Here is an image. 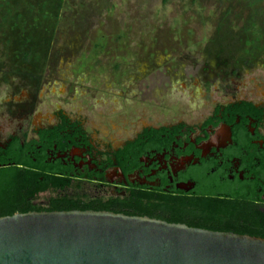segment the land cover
Masks as SVG:
<instances>
[{
  "label": "rangeland",
  "instance_id": "rangeland-1",
  "mask_svg": "<svg viewBox=\"0 0 264 264\" xmlns=\"http://www.w3.org/2000/svg\"><path fill=\"white\" fill-rule=\"evenodd\" d=\"M45 1L0 0V143L63 112L95 143L117 144L142 126L195 125L217 104L264 94V0ZM26 51L41 58L24 62ZM59 196L127 193L74 181L31 204Z\"/></svg>",
  "mask_w": 264,
  "mask_h": 264
},
{
  "label": "flooded vegetation",
  "instance_id": "flooded-vegetation-1",
  "mask_svg": "<svg viewBox=\"0 0 264 264\" xmlns=\"http://www.w3.org/2000/svg\"><path fill=\"white\" fill-rule=\"evenodd\" d=\"M62 116L71 126L66 132H54ZM56 119L31 133L18 130L0 143V149L15 137L21 143L40 141L31 156L45 165L60 164L76 181L114 185L125 192L133 188L162 196H192L198 183L212 180L222 193H227L226 186L241 188L264 206V94L258 100L239 98L217 104L195 125L142 126L132 138L104 146L94 142L80 121L63 112ZM162 128L168 130L160 136L151 132ZM128 143L135 145L127 155L125 172L114 152Z\"/></svg>",
  "mask_w": 264,
  "mask_h": 264
},
{
  "label": "water",
  "instance_id": "water-1",
  "mask_svg": "<svg viewBox=\"0 0 264 264\" xmlns=\"http://www.w3.org/2000/svg\"><path fill=\"white\" fill-rule=\"evenodd\" d=\"M0 264H264V239L107 211L29 212L0 218Z\"/></svg>",
  "mask_w": 264,
  "mask_h": 264
},
{
  "label": "trees",
  "instance_id": "trees-1",
  "mask_svg": "<svg viewBox=\"0 0 264 264\" xmlns=\"http://www.w3.org/2000/svg\"><path fill=\"white\" fill-rule=\"evenodd\" d=\"M45 2L47 6L51 5L49 2L53 3L52 0ZM246 55L253 56L254 53L246 52ZM22 58L31 63L38 61L41 53L22 52ZM72 125L79 130L77 123ZM69 126V120L62 116L54 132H66ZM167 130L162 128L151 132L160 136ZM38 144L41 142L35 140L21 143L15 137L6 148L0 149V218L44 211H107L264 239V212L260 205L241 188L226 186L227 193H222L212 180L198 183L197 192L192 196H162L130 188L124 197L83 201L59 196L51 199L47 207L33 206L31 202L37 195L70 188L76 181L60 164L45 165L42 160L31 156ZM134 145L128 143L114 152L117 165L125 172V161L129 159L127 155L132 154Z\"/></svg>",
  "mask_w": 264,
  "mask_h": 264
}]
</instances>
